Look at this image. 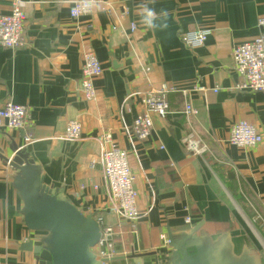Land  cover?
<instances>
[{"label": "crops", "instance_id": "0c3cea01", "mask_svg": "<svg viewBox=\"0 0 264 264\" xmlns=\"http://www.w3.org/2000/svg\"><path fill=\"white\" fill-rule=\"evenodd\" d=\"M19 1L26 14L25 46L0 45V105L11 101L29 108L34 140L26 144L23 132L0 129V264H40L24 246H45L49 236L25 225V204L16 188L19 172L6 161L18 150L42 168L46 186L83 214L123 226L114 238L118 258L152 254L143 264H169L172 249L163 246L161 235L179 238L201 222L198 236L215 244L228 235L235 259L254 254L256 238L228 173L264 215V93L237 90L241 79L232 51L264 37L258 29L264 0H97L90 15L76 19L70 7L78 0ZM12 3L0 0V16L11 13ZM144 6L158 17L166 11L157 20L166 26L147 29L141 22ZM193 30L211 32L201 48L190 49L182 40ZM88 50L104 69L93 101L85 100L80 87ZM164 85L171 88L166 94L170 112L164 118L152 114L151 136L140 141L131 130L145 110L143 96ZM197 86L207 91H194ZM187 103L199 110L190 123L183 113ZM70 121L82 125L77 141L64 137ZM239 121L258 129L260 146L243 150L230 143ZM192 130L210 148L204 157L193 156L183 144ZM106 133L129 154L142 216L136 222L107 211L110 189L101 165L107 145L100 140Z\"/></svg>", "mask_w": 264, "mask_h": 264}, {"label": "built area", "instance_id": "2783aa9c", "mask_svg": "<svg viewBox=\"0 0 264 264\" xmlns=\"http://www.w3.org/2000/svg\"><path fill=\"white\" fill-rule=\"evenodd\" d=\"M97 0H78L72 2L70 15L72 18L90 15ZM25 24L26 14L21 7L19 0H13L12 11L9 15L0 16V45L7 49H21L25 46ZM135 30L136 26H132ZM258 29L264 30V15L258 19ZM211 32L209 30H193L183 34L182 40L190 49L201 48L208 40ZM234 70L240 77L237 90H250L264 93V37L262 35L251 41L245 42L234 48L232 51ZM102 63L92 50L83 54L82 77L80 87L84 98L93 101L97 97L95 81L103 74ZM171 88L166 85L160 90H151L143 96L142 103L145 110L137 116L132 126V134L140 141L147 140L152 133V114L162 118L170 112V104L167 99V92ZM194 91L206 92L207 89L197 86ZM215 93L218 89L213 90ZM187 121L190 123L199 116L192 103H187L183 111ZM23 132L26 144L33 142V135L28 132L30 128L29 108L6 101L0 105V129ZM82 125L79 121H70L64 132L68 141H77L82 134ZM100 140L107 145L101 154V165L103 174L108 180L110 189V202L108 213L122 221L136 222L141 219V212L138 207L139 194L135 188V178L131 169L129 154L119 148L111 134L106 133ZM230 143L243 150L252 149L263 143V138L258 129L246 121H239L233 125L230 132ZM183 144L193 156L204 157L210 152L206 142L195 132L191 131L183 139ZM101 229V239L98 245L92 249L97 260L102 264H113L105 262L117 257L118 250L114 241L118 232L123 226L109 224L104 217H95ZM186 224H191L188 217ZM164 247H169L170 242L166 235H161ZM162 264V263H161Z\"/></svg>", "mask_w": 264, "mask_h": 264}, {"label": "water", "instance_id": "95a60500", "mask_svg": "<svg viewBox=\"0 0 264 264\" xmlns=\"http://www.w3.org/2000/svg\"><path fill=\"white\" fill-rule=\"evenodd\" d=\"M11 167L19 172L16 188L21 193L25 207V225L31 231H45L49 234L45 246L25 244L24 249L32 251L40 264H102L93 254L101 239V229L93 215H85L58 191L43 183L42 168L30 160L25 151L18 150ZM203 222L189 233L175 238L169 234L172 256L169 264H262L260 258L245 254L239 259L231 255L229 236L211 244L208 237L198 236ZM152 254L115 257L105 262L133 260L143 264V259Z\"/></svg>", "mask_w": 264, "mask_h": 264}, {"label": "rangeland", "instance_id": "374dc122", "mask_svg": "<svg viewBox=\"0 0 264 264\" xmlns=\"http://www.w3.org/2000/svg\"><path fill=\"white\" fill-rule=\"evenodd\" d=\"M237 193L239 194V191ZM248 209L250 210V217H247L243 210H241V214L256 238L258 248L255 250L256 252H254L253 255L258 256L262 264H264V215L260 209H257L258 211L252 209L251 207H248ZM250 253L251 252H249V254Z\"/></svg>", "mask_w": 264, "mask_h": 264}, {"label": "clouds", "instance_id": "9594fccd", "mask_svg": "<svg viewBox=\"0 0 264 264\" xmlns=\"http://www.w3.org/2000/svg\"><path fill=\"white\" fill-rule=\"evenodd\" d=\"M166 16H167L166 11H162L158 17L153 9H150L147 6H144L142 13H141V22L147 29H155L158 26L165 27L166 24L163 23V20H161V23L159 25L157 24V20L159 18H163Z\"/></svg>", "mask_w": 264, "mask_h": 264}, {"label": "trees", "instance_id": "16d2710c", "mask_svg": "<svg viewBox=\"0 0 264 264\" xmlns=\"http://www.w3.org/2000/svg\"><path fill=\"white\" fill-rule=\"evenodd\" d=\"M228 178L234 183V185H232L231 187V191L234 194V198L236 199L237 203L240 205V207L242 208V210L244 211V213L246 214L247 217H250V210L248 209V207H251L252 209L255 210L254 207V203L251 196H248L249 198L246 197V194H241L239 192V194L237 193L239 191V186L236 185V179L235 176L232 173H228ZM248 200V202H247ZM249 201L252 203V205L249 204ZM116 264V262H115Z\"/></svg>", "mask_w": 264, "mask_h": 264}]
</instances>
